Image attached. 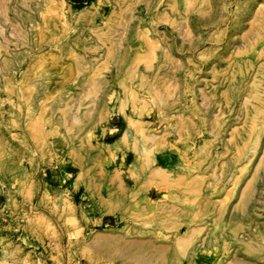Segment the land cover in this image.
Returning a JSON list of instances; mask_svg holds the SVG:
<instances>
[{
  "label": "rangeland",
  "instance_id": "1",
  "mask_svg": "<svg viewBox=\"0 0 264 264\" xmlns=\"http://www.w3.org/2000/svg\"><path fill=\"white\" fill-rule=\"evenodd\" d=\"M0 264H264V0H0Z\"/></svg>",
  "mask_w": 264,
  "mask_h": 264
}]
</instances>
